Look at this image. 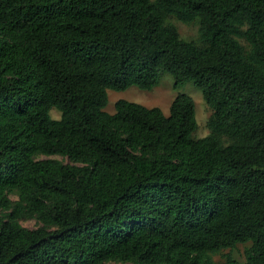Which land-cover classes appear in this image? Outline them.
<instances>
[{"label":"trees","instance_id":"1","mask_svg":"<svg viewBox=\"0 0 264 264\" xmlns=\"http://www.w3.org/2000/svg\"><path fill=\"white\" fill-rule=\"evenodd\" d=\"M163 72L201 90L207 135L183 92L168 115L103 109L107 88ZM227 248L222 264H264V0H0V264H216Z\"/></svg>","mask_w":264,"mask_h":264},{"label":"rangeland","instance_id":"2","mask_svg":"<svg viewBox=\"0 0 264 264\" xmlns=\"http://www.w3.org/2000/svg\"><path fill=\"white\" fill-rule=\"evenodd\" d=\"M168 20L174 23L177 27L180 37L187 40H195L198 36V24L197 22L186 23L178 20L174 16H169ZM183 92L190 95L195 105V117L197 127L193 132V136L196 138L203 137L208 134L209 129L207 127V120L211 113V108L205 103L201 90L191 81L186 82L181 87H174L173 76L168 72H163L158 80V84L150 89H142L136 85H130L125 89L116 90L107 88V103L103 109L107 112L113 113L115 111L116 100L123 98L129 101H134L147 107H159L165 115L170 112V103L174 96ZM52 118L58 119L60 117V111L56 108H52L49 111ZM36 158L54 157L62 160L63 162H70V160L58 154H38ZM11 199H17V195L13 192L8 193ZM21 225L26 227H36L41 225L36 217H21L18 218ZM246 244H237V246L231 251V255L243 259V250ZM229 249H223L220 253L211 255L212 261L216 264H222L226 260V254Z\"/></svg>","mask_w":264,"mask_h":264}]
</instances>
